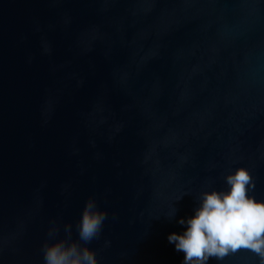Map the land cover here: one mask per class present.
Wrapping results in <instances>:
<instances>
[{"label": "water", "instance_id": "obj_1", "mask_svg": "<svg viewBox=\"0 0 264 264\" xmlns=\"http://www.w3.org/2000/svg\"><path fill=\"white\" fill-rule=\"evenodd\" d=\"M241 167L264 202V0H0V264L90 198L98 264H183L169 235Z\"/></svg>", "mask_w": 264, "mask_h": 264}, {"label": "clouds", "instance_id": "obj_2", "mask_svg": "<svg viewBox=\"0 0 264 264\" xmlns=\"http://www.w3.org/2000/svg\"><path fill=\"white\" fill-rule=\"evenodd\" d=\"M225 181L230 190L204 191L194 217L178 221L187 230L182 235H169V243L185 254L183 264L222 261L241 250L254 253L264 264V202L248 195L255 190V180L248 169L241 167L227 175ZM176 211L169 219L175 217ZM107 215L90 198L76 225L78 240L72 239V225H66L65 238L44 244V264H98L96 252L88 245L99 237ZM58 233V228L51 229L50 240Z\"/></svg>", "mask_w": 264, "mask_h": 264}]
</instances>
